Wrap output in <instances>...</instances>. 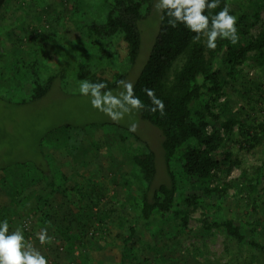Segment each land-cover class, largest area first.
<instances>
[{
  "label": "rangeland",
  "instance_id": "374dc122",
  "mask_svg": "<svg viewBox=\"0 0 264 264\" xmlns=\"http://www.w3.org/2000/svg\"><path fill=\"white\" fill-rule=\"evenodd\" d=\"M252 1L248 6L260 7L264 21V0ZM66 3L67 6H62L61 0H7L0 8V222L7 219L10 231L19 226L25 232L29 220L33 234L28 239L47 257L49 264H77L79 260L80 240L76 239L74 248L70 249L63 238L64 226L70 228L75 238L85 232L87 245H92L88 264H264L263 250L239 245L226 236L224 229L203 228L199 222L202 209L194 212L186 228L177 216L140 219L139 198L144 184L133 168L132 157L145 151L144 142H147L157 156L154 182L168 179L161 130L143 119L140 112L115 123L80 94L78 61L95 62L96 54L69 17L66 7L72 0ZM231 3L238 6L240 0ZM154 5L140 22L142 44L137 62L133 67L127 60L118 65L127 74L126 80L133 83L158 31L160 13ZM45 10L48 15L42 13ZM259 28L256 26L252 32L256 34ZM34 60L41 77L64 72L66 78L57 77L43 98L24 104L22 101L28 100L32 92L35 66L29 64ZM259 81L264 83V67L250 62L245 79L230 83L221 103L229 101L233 109L245 107L249 113L246 117L253 124L264 122ZM111 90L115 93L120 89ZM256 100L259 103L255 104ZM254 104L256 107L252 109ZM133 121L138 123L134 133L129 131ZM138 137L141 141L136 140ZM241 143L234 137L232 143L228 142L227 147L234 151L240 164L228 175L222 174L223 181L230 186L216 216L220 220L234 218L246 234L264 244V192L259 194V210L255 212L241 199L244 191L239 180L243 168L250 170L264 163V142L252 150L244 149ZM225 151L215 153L218 161L223 160ZM43 158L53 174L70 178L68 187L62 185V193H55V198L49 201L50 226L38 219L37 199L49 190L35 168L43 163ZM172 168L179 176L178 167ZM55 177L62 184L61 178ZM260 183L263 188L264 167ZM179 190L195 188L180 184ZM93 197L97 198L95 204L90 202ZM206 200L209 202L206 211L215 213L214 198L207 196ZM98 212L107 215L102 222L93 219ZM258 220L260 225L249 224ZM133 225L136 234L129 245L138 259L131 254L123 263L124 239ZM42 228H48L49 236L55 237L43 246L35 235Z\"/></svg>",
  "mask_w": 264,
  "mask_h": 264
},
{
  "label": "trees",
  "instance_id": "16d2710c",
  "mask_svg": "<svg viewBox=\"0 0 264 264\" xmlns=\"http://www.w3.org/2000/svg\"><path fill=\"white\" fill-rule=\"evenodd\" d=\"M61 1L62 6L70 2ZM251 2L240 0V4L234 6L231 0H221L220 6L213 10L214 15L227 4L231 9L230 14L237 17L239 35L236 45L228 40H218L215 50L206 47L204 37L199 42H193L195 33L184 25L172 28L168 25L166 15L163 20L160 19L148 58L133 84L135 94L146 106L140 111L141 117L161 130L168 179L157 184L154 182L158 172L157 156L147 142H144L146 150L133 154L132 161L134 170L139 173L144 184L139 198L140 219L177 216L186 228L194 212L202 209L199 222L203 228L224 229L226 236L239 245L264 250V244L246 234L234 218L220 220L216 216L217 210H222V201L230 186L227 181H223L222 174L228 175L235 165L240 164L234 151L227 147L228 142L232 143L234 137L236 142H242L241 146L246 150H252L264 142V122L253 124L246 117H249V113L245 107L233 109L229 101H220L230 83L245 79L250 62L254 66L264 67V21L261 19V8L249 7L248 3ZM6 3L7 0H0V8ZM153 5L154 0H72L66 7L69 17L74 20L75 29L89 49L96 54L95 62L86 59L78 61L76 73L81 81L103 82L107 85L106 90H111L118 87V81L126 80L127 74L118 65L127 60L133 67L137 62L142 44L140 22L151 13ZM47 11L42 13L48 15ZM256 26L260 28L254 34L252 31ZM29 65L35 66V78L31 80L29 99L22 101L24 104L43 98L57 77L66 78L64 72L41 77L38 63L34 60ZM145 88L153 89L157 97L164 101V117L158 111L152 113L148 110L151 101L143 91ZM257 88L263 92L259 102L264 104V83L259 81ZM256 101L255 104L259 103ZM255 104L252 109H255ZM243 114L247 115L244 117ZM136 140L141 141L139 137ZM224 149V158L218 161L215 153ZM35 166L49 188L46 195L37 199L40 210L38 219L43 225H49V201L55 193H62V185L68 187L70 178L64 174H53L44 158L42 164ZM174 166L178 167L179 176L173 170ZM263 167L264 163L250 170L243 168L239 179L244 191L241 199L255 212L259 210V194L264 192V187H260ZM55 176L61 178L62 184L57 182ZM180 184L191 185L195 190L180 192ZM207 196L215 200V213L206 211L209 207ZM96 199L90 198V202L95 204ZM104 215L105 212H98L93 215V219L102 222ZM249 224L260 225V221ZM69 229L65 226L62 228L65 244L73 249L77 239L86 250L85 232L82 231L75 238ZM31 234L32 226L25 229L26 240ZM135 234L136 227L133 225L124 239L121 254L123 263L131 254L138 259L137 253L129 245ZM90 259L87 253L82 252L77 264H88Z\"/></svg>",
  "mask_w": 264,
  "mask_h": 264
},
{
  "label": "clouds",
  "instance_id": "9594fccd",
  "mask_svg": "<svg viewBox=\"0 0 264 264\" xmlns=\"http://www.w3.org/2000/svg\"><path fill=\"white\" fill-rule=\"evenodd\" d=\"M220 3L221 0H156L154 7L160 13L161 20L166 15L169 26L176 28L184 25L187 30L195 33L193 42H199L204 37L206 47L215 50L218 40H228L233 45L239 42L237 17L230 14V7L225 4L219 12L212 14ZM118 88L120 90L114 93L106 90L107 85L103 82L85 80L81 82L79 92L90 99L94 109L111 121L120 123L126 116L131 117L146 106L135 94L133 82L121 79ZM143 91L151 101L148 110L152 113L158 111L164 117V101L157 97L153 89L145 88ZM137 129V122L130 123V132L134 133ZM35 235L41 246L55 239L49 236L48 228L40 229ZM0 264H49V260L31 239L26 240L23 228L17 226L10 231L9 221L4 219L0 222Z\"/></svg>",
  "mask_w": 264,
  "mask_h": 264
},
{
  "label": "crops",
  "instance_id": "0c3cea01",
  "mask_svg": "<svg viewBox=\"0 0 264 264\" xmlns=\"http://www.w3.org/2000/svg\"><path fill=\"white\" fill-rule=\"evenodd\" d=\"M53 198H55V194L52 196ZM78 251V253H79V257H78V259H80V257H81V253L82 252H84V253H87L88 254V256H90L91 258H92V253H91V251H92V245H87V249L85 250L83 247H82V250H77ZM264 251V250H263Z\"/></svg>",
  "mask_w": 264,
  "mask_h": 264
},
{
  "label": "built area",
  "instance_id": "2783aa9c",
  "mask_svg": "<svg viewBox=\"0 0 264 264\" xmlns=\"http://www.w3.org/2000/svg\"><path fill=\"white\" fill-rule=\"evenodd\" d=\"M25 224H26V225H25V226H26V228L28 229V228L30 227V221H29V220H27Z\"/></svg>",
  "mask_w": 264,
  "mask_h": 264
}]
</instances>
